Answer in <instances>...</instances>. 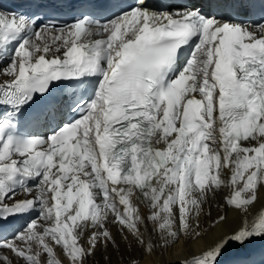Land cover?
Wrapping results in <instances>:
<instances>
[{"label":"snow or ice","instance_id":"obj_1","mask_svg":"<svg viewBox=\"0 0 264 264\" xmlns=\"http://www.w3.org/2000/svg\"><path fill=\"white\" fill-rule=\"evenodd\" d=\"M64 7L67 19L45 18ZM253 7L0 0V230L25 220L0 240V264H88L109 245L141 264L229 211L239 222L179 264H264V19Z\"/></svg>","mask_w":264,"mask_h":264},{"label":"bare ground","instance_id":"obj_2","mask_svg":"<svg viewBox=\"0 0 264 264\" xmlns=\"http://www.w3.org/2000/svg\"><path fill=\"white\" fill-rule=\"evenodd\" d=\"M7 76H0V81L7 79ZM227 189H225L223 192H221L212 202H211V217L207 215V212L209 210V206L205 205L204 214L201 216V223L203 227L207 228L208 222L216 217L218 214H220L223 210L219 208L217 205L221 203V198L226 194ZM139 199L137 202L140 205V208L144 214H147L149 212V208L147 207L146 203L142 196L140 194H137ZM18 198H24V195L21 194ZM135 199V197H134ZM260 205L257 204L256 208H259ZM255 211V209H253ZM229 220L227 224H224L220 226L219 228L213 230L209 233V235L205 236L204 238L200 240H193L191 238H187L185 236H181L179 241L173 245H171L166 251H160L159 249L155 253L153 257H144L141 259V264H179V261L187 258L194 253L200 252L204 247H206L207 244L211 243L212 239L215 238V236L220 235L223 231L234 227L239 222V214L234 211H229L228 213ZM109 227L112 229L114 234L117 235L118 241L121 242L122 247L124 246V242L122 241V238L118 234V225H112L110 224ZM4 251V250H0ZM61 249L57 248L58 254H61ZM140 248L136 247L135 251L132 253V255L136 258L140 257ZM9 255H11L9 253ZM107 256L108 259H105L104 257ZM128 253L125 252V259H120V254L115 251L113 246L109 245L107 252L103 251V249L99 250L94 257H91L88 262V264H128L127 259ZM13 264H23V261L20 259H17L16 257H12ZM61 259L64 261V264H68V261L61 255Z\"/></svg>","mask_w":264,"mask_h":264},{"label":"rangeland","instance_id":"obj_3","mask_svg":"<svg viewBox=\"0 0 264 264\" xmlns=\"http://www.w3.org/2000/svg\"><path fill=\"white\" fill-rule=\"evenodd\" d=\"M142 200H144V199H142ZM88 262H90V260Z\"/></svg>","mask_w":264,"mask_h":264}]
</instances>
